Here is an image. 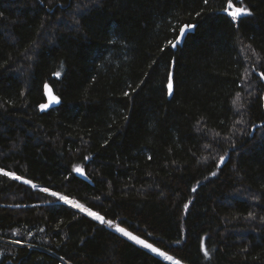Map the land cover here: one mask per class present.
<instances>
[{"label": "trees", "instance_id": "16d2710c", "mask_svg": "<svg viewBox=\"0 0 264 264\" xmlns=\"http://www.w3.org/2000/svg\"><path fill=\"white\" fill-rule=\"evenodd\" d=\"M227 2L0 0V264H173L59 195L180 264H264V0Z\"/></svg>", "mask_w": 264, "mask_h": 264}, {"label": "snow or ice", "instance_id": "6c2138e0", "mask_svg": "<svg viewBox=\"0 0 264 264\" xmlns=\"http://www.w3.org/2000/svg\"><path fill=\"white\" fill-rule=\"evenodd\" d=\"M203 2L205 4H207L208 0H203ZM237 4H240V6H237ZM223 11L227 12L228 15H230L232 17L233 20H236L241 16L251 14L250 10L241 4V0H236L235 3L233 2V0H228L227 6L223 9ZM197 15H199V13H197ZM194 27H195V25H191V24L182 25L179 28V36L177 37L176 41L175 42L169 41L168 43L171 46L175 47L176 44L180 42V39L185 36L186 30L194 28ZM56 75L59 76L60 74L57 72ZM262 75H264V74H262ZM141 83H143V82H141ZM44 88H45V90H46L47 94L49 95L50 100L52 102H59L58 98L52 95V91L49 88L48 84H45ZM167 89H168V94L172 95L173 94V79H172L171 73H169V76H168ZM125 95H129V93L126 92ZM47 107H48V104H41L40 105L41 109H45ZM223 160H224V157H221L220 161L223 162ZM75 171L83 173V170L79 167H77L75 169ZM0 172H3V170L0 169ZM3 174L5 176H11L12 178L17 179V180L21 179V177L16 176L14 173L3 172ZM213 175H215V173H213ZM24 183H31V181L24 180ZM33 187H35V185H33ZM42 191L48 192V189L45 188V189H42ZM193 191H195V189H193ZM51 195L55 197V196H58V193L52 192ZM59 200L63 201L66 204H71L73 207L78 208L81 212L87 213V215L91 216L93 219L99 221L102 224H107L109 227H114L113 222L111 220H106L104 216H102V215H100L94 211L89 210L83 204L77 203L76 201L69 199L67 196L59 195ZM185 208H187V205H185ZM115 230L117 232H120L124 236L128 237L130 240L135 241V243L142 245L144 248L150 249L153 253H158L160 256H163L165 259H168V260L173 259L172 256L166 255V253L160 251V249L154 247L151 243L146 242L144 239H141L139 236L133 235L131 232L126 231L124 228L116 226ZM207 255H208V253L205 250V256H207ZM176 264H180V261L176 260Z\"/></svg>", "mask_w": 264, "mask_h": 264}, {"label": "water", "instance_id": "95a60500", "mask_svg": "<svg viewBox=\"0 0 264 264\" xmlns=\"http://www.w3.org/2000/svg\"><path fill=\"white\" fill-rule=\"evenodd\" d=\"M46 84H48V83H46ZM48 85H49V88H50L51 91H52V95L55 96V97H57L59 102H52V101L50 100L49 95L47 94V92H46V90H45V88H44V95H45V99H46V101H45L44 104H48V107L45 108V109H42V111H43V110L48 111V110H50V109L56 108V107H58V106L60 105V102H61V101H60V98H59L58 95L55 93V91H54V89L52 88V86H51L50 84H48Z\"/></svg>", "mask_w": 264, "mask_h": 264}, {"label": "rangeland", "instance_id": "374dc122", "mask_svg": "<svg viewBox=\"0 0 264 264\" xmlns=\"http://www.w3.org/2000/svg\"><path fill=\"white\" fill-rule=\"evenodd\" d=\"M77 168V167H76ZM75 168V169H76ZM80 168V167H79ZM77 172V171H76ZM77 173H79V174H81V172H77ZM114 228H115V226H114ZM135 242V241H134ZM142 246V245H141ZM158 254V253H157ZM159 255V254H158ZM161 257H163V256H161ZM164 258V257H163ZM165 259V258H164ZM167 261H169V262H171V263H173V264H176V261L174 260V259H172V260H168V259H166Z\"/></svg>", "mask_w": 264, "mask_h": 264}]
</instances>
